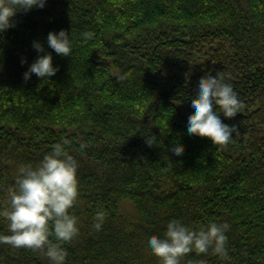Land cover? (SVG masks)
<instances>
[{
  "label": "trees",
  "instance_id": "16d2710c",
  "mask_svg": "<svg viewBox=\"0 0 264 264\" xmlns=\"http://www.w3.org/2000/svg\"><path fill=\"white\" fill-rule=\"evenodd\" d=\"M15 20L0 34V233L10 234L3 212L20 165L35 166L68 138L79 232L61 244L65 264H161L146 241L172 219L230 225L227 258L193 251L181 264H264V0H48ZM63 29L73 32L71 57L47 45ZM86 31L95 36L84 43ZM35 41L59 68L51 79L25 80L41 55ZM209 73L242 101L235 117L221 113L237 128L223 147L184 130ZM151 130L153 147L143 137ZM176 147L184 154L173 160ZM0 264L51 262L0 244Z\"/></svg>",
  "mask_w": 264,
  "mask_h": 264
},
{
  "label": "clouds",
  "instance_id": "9594fccd",
  "mask_svg": "<svg viewBox=\"0 0 264 264\" xmlns=\"http://www.w3.org/2000/svg\"><path fill=\"white\" fill-rule=\"evenodd\" d=\"M47 3L48 0H0V34L16 26L15 18L19 13L44 8ZM82 36L83 42L87 43L95 33L86 31ZM47 45L57 54L71 57L73 32L69 33L67 29L50 32ZM33 46L41 55L30 65L25 80H30L33 74L43 80L51 79L59 71L52 53L46 51L41 41H35ZM22 63H27V60H22ZM193 95L189 105L192 114L186 120L185 133L209 138L215 147L232 142L237 128L225 123L221 113L226 118H233L240 112L242 101L233 86L218 73H209L197 81ZM143 137L149 147L158 143L159 138L152 130ZM70 144L71 140L64 138L35 166L31 163L20 165L16 186L10 191L8 208L3 212L10 234L0 233V244L40 250L51 264H65L67 250L61 244L73 240L79 232L78 217L69 211L79 193V162L70 154ZM86 147L85 143L80 144L81 151ZM168 153L176 160L184 150L176 147ZM104 219L105 212L98 211L94 223L97 230L102 228ZM229 228L227 222L210 221L194 228L179 219H172L168 221L163 236H151L146 246L161 264H181V259L193 251L208 253L211 250L213 254L227 258ZM53 236L55 240L50 238Z\"/></svg>",
  "mask_w": 264,
  "mask_h": 264
},
{
  "label": "rangeland",
  "instance_id": "374dc122",
  "mask_svg": "<svg viewBox=\"0 0 264 264\" xmlns=\"http://www.w3.org/2000/svg\"><path fill=\"white\" fill-rule=\"evenodd\" d=\"M128 207H129V210H130V211H133V209H132V207H131L130 205H128Z\"/></svg>",
  "mask_w": 264,
  "mask_h": 264
},
{
  "label": "bare ground",
  "instance_id": "6f19581e",
  "mask_svg": "<svg viewBox=\"0 0 264 264\" xmlns=\"http://www.w3.org/2000/svg\"><path fill=\"white\" fill-rule=\"evenodd\" d=\"M127 215H128V213H127ZM132 217V216H131Z\"/></svg>",
  "mask_w": 264,
  "mask_h": 264
}]
</instances>
